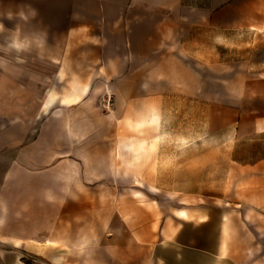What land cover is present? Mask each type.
<instances>
[{
    "label": "crops",
    "instance_id": "0c3cea01",
    "mask_svg": "<svg viewBox=\"0 0 264 264\" xmlns=\"http://www.w3.org/2000/svg\"><path fill=\"white\" fill-rule=\"evenodd\" d=\"M247 32L264 0H0V264H264V141L204 208L167 209L149 167L187 93L170 69Z\"/></svg>",
    "mask_w": 264,
    "mask_h": 264
},
{
    "label": "rangeland",
    "instance_id": "374dc122",
    "mask_svg": "<svg viewBox=\"0 0 264 264\" xmlns=\"http://www.w3.org/2000/svg\"><path fill=\"white\" fill-rule=\"evenodd\" d=\"M235 44L238 46L219 47L218 58L211 66L195 62L196 53L191 50L186 68L179 71L174 67L169 71L171 76L184 78L180 87L185 85L187 93L183 99L171 96L165 101L169 105V136L163 140H169L170 148H161L159 163L149 167L157 174L158 179L153 181L160 195L157 198L170 211L171 207L197 209L211 202L238 199L233 190L241 187V181L232 179L227 161L232 155L235 162L240 160L236 159L239 156L247 155L242 142L251 144L252 154L258 148L252 143L264 141V32L244 33ZM241 126L246 131L238 133ZM194 135L201 136V146L196 148L192 145ZM178 140H186L190 145L183 147ZM194 155L199 162H193ZM211 155L217 158V165L211 164ZM168 160L169 163L163 162Z\"/></svg>",
    "mask_w": 264,
    "mask_h": 264
}]
</instances>
